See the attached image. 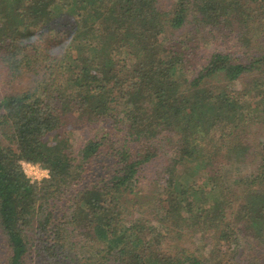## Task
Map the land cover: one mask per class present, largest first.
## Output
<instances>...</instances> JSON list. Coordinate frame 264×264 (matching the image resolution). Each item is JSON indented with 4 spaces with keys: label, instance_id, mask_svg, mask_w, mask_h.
<instances>
[{
    "label": "trees",
    "instance_id": "trees-1",
    "mask_svg": "<svg viewBox=\"0 0 264 264\" xmlns=\"http://www.w3.org/2000/svg\"><path fill=\"white\" fill-rule=\"evenodd\" d=\"M162 17L158 0H0V66L9 80L35 76L0 97L4 264L34 252L54 264H264V142L254 172L237 167L264 94L242 104L230 90L243 77L264 86V0L176 1L168 27L192 17L216 46L203 64L207 50L168 38ZM100 122L71 152V128ZM169 152L152 204L160 229L126 224L124 197ZM22 162L47 177L33 182ZM211 228L214 257L175 246Z\"/></svg>",
    "mask_w": 264,
    "mask_h": 264
},
{
    "label": "rangeland",
    "instance_id": "rangeland-1",
    "mask_svg": "<svg viewBox=\"0 0 264 264\" xmlns=\"http://www.w3.org/2000/svg\"><path fill=\"white\" fill-rule=\"evenodd\" d=\"M177 0H158V8L163 13V24L165 28V34L170 39L179 40H195L199 45H202V48H205L207 52L203 50L200 51V62L205 63V59L208 55V52L214 50L216 48L214 43H208L204 41L200 37V33L197 30H202L207 32L203 25L199 24V27H196L195 23L192 22V17H189L190 21H186L183 27L179 29H170L167 25L166 20L172 17L174 7ZM205 35V33H204ZM205 42V43H204ZM235 41L228 43V48L231 49V52L234 53L236 51ZM260 44V43H259ZM225 47L221 44L219 50H224ZM199 66V64H196ZM264 70V67H263ZM39 70L37 69V72ZM42 72L40 71L39 74ZM191 75V74H190ZM189 75V76H190ZM255 76V75H254ZM259 74L256 75V77ZM252 77H243L236 80L230 88L231 93L235 94L241 103L243 101H256L259 96L264 94V86L258 85V81H255ZM35 81L34 74L22 75L21 77H17L15 79L9 80L8 76L5 74V70L0 66V97L2 96H10L17 95L25 92L26 90H30L33 87V83ZM216 85V84H214ZM251 89L250 93H247L248 89ZM244 93V94H243ZM190 106V105H189ZM154 111L153 109H149L148 113ZM78 128H71V139H70V151L74 154H77L78 150L85 146L87 141L90 139L100 136L103 132L104 127L103 123L92 124L90 126H86L85 124H78ZM256 124L252 126V133L249 141V151L248 155L243 161V163H237V167L239 169V173L241 174H249L256 170L259 164V144L260 142H264V125ZM242 135H245L244 133ZM3 145H8V141L4 139H0ZM172 152H169L166 155H163L155 160L145 164L140 172L138 184H136L134 188V192H130L123 199L124 210L126 211V224L133 221H140L144 227L154 226V231L160 229L157 226L156 220V212H154V208H152L153 198L159 189V186L163 183L164 175L162 174L163 167L166 165L168 157L172 156ZM22 168L26 174V176L34 181H40L45 178L47 175V171L40 168L37 165L34 167L28 165L27 163L22 162ZM33 227L30 229V232L34 231L36 226V222L32 221ZM1 233V232H0ZM219 237V231L216 228H211L205 234L195 233L194 230L192 232L187 231L185 235L182 236L181 240L176 242V247L181 246L182 248L188 249L193 254H199L204 258H212L214 257V249L215 243ZM33 244L37 243V236H33L32 238ZM34 246V245H33ZM33 251V248L31 249ZM177 253L178 251L175 250ZM6 252L3 250V245L0 241V264H4L6 258ZM6 263V262H5ZM28 264H54L47 260L46 255L32 253L31 257H29ZM88 258L84 260L83 264H88Z\"/></svg>",
    "mask_w": 264,
    "mask_h": 264
},
{
    "label": "built area",
    "instance_id": "built-area-1",
    "mask_svg": "<svg viewBox=\"0 0 264 264\" xmlns=\"http://www.w3.org/2000/svg\"><path fill=\"white\" fill-rule=\"evenodd\" d=\"M28 165H30L31 166V164H28ZM33 167H34V165H32ZM38 167V166H37Z\"/></svg>",
    "mask_w": 264,
    "mask_h": 264
},
{
    "label": "clouds",
    "instance_id": "clouds-1",
    "mask_svg": "<svg viewBox=\"0 0 264 264\" xmlns=\"http://www.w3.org/2000/svg\"><path fill=\"white\" fill-rule=\"evenodd\" d=\"M46 177H47V175H46Z\"/></svg>",
    "mask_w": 264,
    "mask_h": 264
}]
</instances>
